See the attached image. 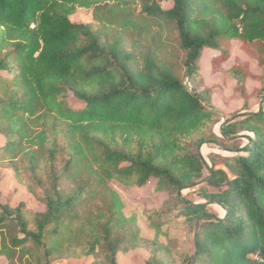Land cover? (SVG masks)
I'll use <instances>...</instances> for the list:
<instances>
[{"label": "trees", "instance_id": "16d2710c", "mask_svg": "<svg viewBox=\"0 0 264 264\" xmlns=\"http://www.w3.org/2000/svg\"><path fill=\"white\" fill-rule=\"evenodd\" d=\"M103 1L0 0V135L7 140L0 157L28 158L43 206L31 226L25 203L12 207L0 191V260L33 264L25 249L32 244L40 264L90 257L98 248L105 264H119L123 240L115 234L129 230L135 246L140 228L109 184L141 190L154 180V196L167 198L145 210L149 227L159 234L184 220L193 249L182 264H264V109L235 114L221 126L217 144L233 156L211 154L209 165L200 152L207 141H197L195 150L184 143L218 116L202 73L206 53L215 54L212 68L220 70L239 42L264 83V0H173L169 10L156 0H118L141 5L139 15L117 19L122 31L142 17L173 25L183 79L151 55L136 67L122 35L103 41L91 24L70 20L80 10L97 16ZM223 72L241 92L254 78L242 60ZM69 98L84 107H70ZM44 156L47 187L38 175ZM185 191L202 202L188 201ZM99 194L108 201L92 205ZM90 206L97 213L84 224L80 211ZM83 236L85 244L72 249ZM146 264L160 262L151 256Z\"/></svg>", "mask_w": 264, "mask_h": 264}, {"label": "rangeland", "instance_id": "374dc122", "mask_svg": "<svg viewBox=\"0 0 264 264\" xmlns=\"http://www.w3.org/2000/svg\"><path fill=\"white\" fill-rule=\"evenodd\" d=\"M129 1V0H126ZM160 7L169 10L173 6V0H156ZM140 3L127 5L123 1L104 0L98 10L97 16L93 10H80L70 20L74 23L91 24L94 31H97L103 41L115 42L122 35V43L125 49L135 57V66L142 68L143 58L151 55L157 58L158 62L171 67L180 78H185V70L182 67L183 53L179 50L177 33L173 25L162 18L138 19V24L132 26L127 31H122L117 24V19L130 13L134 16L139 15ZM109 21V22H107ZM214 53H206L202 61V73L206 86L213 91V106L218 116L214 117L210 123L200 133L184 140L185 146L190 150H195V143L200 139L207 141L202 145L200 152L211 165L210 155L218 154L221 156H233L230 151L224 150L218 146V139L221 138V126L231 116L239 113L258 112L264 109V83L260 78L262 71L258 66L241 50V44L234 42L231 59L220 67V70L213 69ZM237 60L249 62L250 70L254 78L247 79L244 84V90L238 87L236 80L226 75L223 70H229L234 66ZM187 82V80H186ZM68 104L74 109H81L84 104L76 99L69 98ZM6 138L0 135V149L5 147ZM246 144V141L243 142ZM64 145V144H63ZM45 156L42 157L41 168L38 171L44 187L48 186V172L45 165ZM65 153L61 154L58 165L61 166L65 161ZM218 168H223L218 163ZM84 175L79 177L84 179ZM154 180L150 182L147 188L126 190L118 183L109 184L120 193L125 202V214L133 218L138 223L140 234L136 239V245L130 238L129 230L118 232L115 237L123 240V247L118 254L119 264H146L151 256H155L160 264H182V255L191 252L193 249V235L187 234L182 227L183 219L180 218L177 224L170 227L164 225L161 232L156 234L149 227V221L146 209H157L161 206L166 194L155 197L151 187ZM0 191L2 192V202H8L12 207L18 206L21 202L26 205V217L31 226H34V214L43 210V206L38 201L40 191L38 186L30 178L28 158L23 154L16 157L11 155L0 157ZM105 195V194H104ZM103 194L92 199V205H103L108 198ZM183 195L192 203H201L202 201L190 191H185ZM220 215L224 213L214 207ZM81 219L84 224L87 220L94 217L97 213L94 206L83 208L80 211ZM127 227L131 228L130 224ZM86 242V236L73 242L72 249H78ZM26 252L29 261L33 264H40V253L28 244ZM0 264H6L5 260H0ZM52 264H105L104 251L98 248L94 255L90 257L72 258L60 256Z\"/></svg>", "mask_w": 264, "mask_h": 264}]
</instances>
